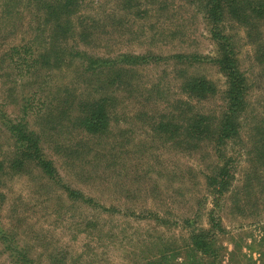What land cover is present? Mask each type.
Returning <instances> with one entry per match:
<instances>
[{
    "label": "rangeland",
    "instance_id": "1",
    "mask_svg": "<svg viewBox=\"0 0 264 264\" xmlns=\"http://www.w3.org/2000/svg\"><path fill=\"white\" fill-rule=\"evenodd\" d=\"M233 1L219 0L227 9ZM246 1L251 25L227 10L212 21L206 6L221 9L213 0H0V264H20V253L29 264H183L184 222L209 227L207 181L222 158L234 180L220 210L221 243L258 258L264 12L254 9L260 0ZM214 32L228 37L226 54ZM121 54L152 63L119 89L111 82L119 66L87 65ZM180 54L199 61L178 62ZM220 59L238 60L247 107L239 137L218 148L228 87ZM194 77L212 90L200 100L184 91ZM102 97L109 127L91 133L78 119ZM196 113L204 131L183 136L184 118ZM32 132L41 133L38 152L53 176L38 163Z\"/></svg>",
    "mask_w": 264,
    "mask_h": 264
},
{
    "label": "trees",
    "instance_id": "2",
    "mask_svg": "<svg viewBox=\"0 0 264 264\" xmlns=\"http://www.w3.org/2000/svg\"><path fill=\"white\" fill-rule=\"evenodd\" d=\"M213 2L214 4L216 3V5H218V7L221 9L218 13H216L213 8H209L208 6H206L207 13L209 14V18L212 21L213 19L217 20L215 21L216 23L223 21L224 13L227 10L226 12L239 22L250 24L248 10L251 9V2H247L246 0H234L230 4L228 9L226 6L221 5L219 0H213ZM259 2L261 6L254 9L257 11H260L262 9L261 11L264 12V0H260ZM246 4L249 5V8ZM262 18H264V16ZM213 38L218 41L220 48H223L224 53L226 54L230 47V45L227 43V41L229 40L228 37L221 34V32H214ZM32 48L33 47H29L28 52H31ZM186 57H193V61H199L196 55L187 56L184 54H180L176 56L178 62H182L184 58L186 59ZM91 59L93 61L90 60L89 64H87L90 66V68L95 67L94 69H98L101 68L99 66L110 64V66L106 68V73H109L108 71H112L111 68L113 65L119 66V73L117 74L116 79L111 81L114 85H116V88L118 89L123 86H128V84L131 83L133 77L132 74H134L135 68L152 63L151 57L134 54H121L116 58L115 61L112 59ZM217 61L218 63L224 65V67L228 71L226 109L219 118L220 128L216 142L217 147L221 148V146L227 140L236 139L240 135L242 126V113L247 107V84L244 75L239 67L238 60L230 59L227 61H223L220 59ZM184 87V91H186L192 97L195 96L199 100L205 98L207 92L212 91L210 84L203 78L198 77L187 79ZM107 97L110 99L109 96ZM107 97H102L98 100L93 101L91 105L89 104L90 109H94L96 106L98 107V109H94L92 111L88 109L87 112H85L84 116L81 115V117L78 119L79 126H84L85 130L91 133H103L108 129L109 115L107 107H105V104L108 101ZM202 118L203 116L198 113L194 114L190 119L184 118L185 123L183 124V130H181L180 133L182 135L184 134L185 137H199L202 133L201 130L204 131V127L202 126ZM13 127L14 126H12V128ZM175 128L177 129L178 127L175 126ZM12 131L17 135V139H20L21 141L20 136H18L20 134L17 131ZM175 131L177 132V130ZM208 133H211V130H208ZM32 135L34 138V140L32 139V142L34 143V148H36L37 151L36 158L38 160V163L45 169V174H50L53 176L55 170H53L50 162H47L44 155H41L38 152V150H40L38 142L41 133L32 132ZM218 153L219 155H221V150H218ZM222 161V166L213 174L209 175L207 181L208 191L212 195L215 207L209 214V227H193L189 219H186L184 222V226L186 225V227H191V230L189 232V243L184 246L185 251L179 253L181 254V256L183 254L186 255V258H184L185 262L183 264H264V239H262V242H259L258 244L259 246L263 247V250L258 249V251H256L258 253V258L256 259L245 252L242 244L240 245L238 243H235L233 245V248L229 249L224 243H221V237H223L227 232L222 226L220 210L223 208V199L225 197V194L229 190L232 181L234 180V174L232 172V168H230L229 161H227L225 158H222ZM31 262V258L27 254L20 253V264H29Z\"/></svg>",
    "mask_w": 264,
    "mask_h": 264
}]
</instances>
